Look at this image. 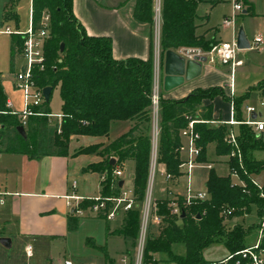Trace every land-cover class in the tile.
Segmentation results:
<instances>
[{
  "label": "trees",
  "instance_id": "1",
  "mask_svg": "<svg viewBox=\"0 0 264 264\" xmlns=\"http://www.w3.org/2000/svg\"><path fill=\"white\" fill-rule=\"evenodd\" d=\"M199 1L160 0V58L164 51L180 46H198L206 50L215 43L213 39L195 34V9ZM216 1L210 0V4ZM240 1L244 5V14L252 13L251 3ZM152 2L133 0L132 6L133 19L148 28L149 46L152 42ZM42 13H47L49 17L48 37L43 45V68L34 70L33 77L40 87L49 85L52 89L58 86L60 116L56 121L46 115V112H50L48 99L43 100L35 107L43 111V114L29 115L23 125L24 135H21L16 129L20 123L18 116L5 106L6 97L0 83V150L23 153L28 158L66 155L69 153L70 135H107L111 120H132L126 130L112 139L79 145L70 154L94 152L99 155L97 160L86 163L81 170L96 171L103 175L99 180L101 195L118 192L119 178L112 174V169L122 166L126 159L132 161L131 188L134 202L123 211L119 225L111 232L120 234L133 245L139 224V205L148 174L149 134L143 124L150 119L151 49L144 59L126 57L115 60L111 56L110 38L88 35L72 13L71 0H30V22L34 29L40 26ZM13 14L10 11L4 17ZM21 43V34H13L9 40L11 70L21 50ZM253 86L264 97V78L257 80ZM246 94L231 97L235 117H240L239 104ZM215 95L224 100L230 99L221 85L194 87L178 98L158 97L155 161L162 163L164 171L171 178L179 175V129L186 125L189 116L197 119L192 124L198 133L196 144L199 152L196 159L204 160L206 146L213 142L216 155H227L228 172L218 174L209 167L204 181L207 196L180 206L183 211L181 216L179 213L168 212L167 194L154 198L155 207L151 212L160 214L161 222L156 225L148 223L142 252L144 264L153 263L157 252L165 254V261L175 264H212L217 259L206 260L201 253L202 247L208 243L220 241L228 252L245 245L243 237L248 228L238 222L226 224L223 210L232 207L228 215L243 214L253 204L260 215L264 207V197L259 195V191L264 195V178L260 189L250 180L252 172L264 169V160L255 158L251 152L254 148L264 147V140L256 137L248 125L238 124L236 141L240 154L239 157L228 155L234 147L224 139L226 125H211L204 121L211 118V99ZM204 98H208V102H203ZM231 169L237 172L242 185L231 179ZM78 218L72 212L67 214L68 230L77 227ZM173 242L183 243L182 254L171 252ZM260 245L264 246V226ZM239 264L247 263L240 260Z\"/></svg>",
  "mask_w": 264,
  "mask_h": 264
},
{
  "label": "crops",
  "instance_id": "2",
  "mask_svg": "<svg viewBox=\"0 0 264 264\" xmlns=\"http://www.w3.org/2000/svg\"><path fill=\"white\" fill-rule=\"evenodd\" d=\"M247 1L251 3L252 7V0ZM132 6L133 0H71L72 13L77 21H79V23L83 26L85 32L88 35H102L110 38L111 56L113 59L119 60L126 57H137L144 59L149 53V48L151 49V55L153 58L155 50V45L153 42V40L155 41V31L153 30V40L149 46L148 28L144 23L137 22L133 19ZM28 7L30 16V0H28ZM11 12L15 11L12 10ZM195 23L196 35L203 36L205 39L210 38L213 40L215 39L216 41H222V38L218 35L220 32L218 27L211 30H207V28L204 29V18L196 19ZM199 27L203 29L198 32L197 28ZM221 28L225 32L228 29V27L223 26ZM16 59L20 60L19 57ZM16 59L14 60L12 75L8 82L0 79L5 97L10 101L11 108L14 109H18L21 104L20 91L15 88L12 83L13 71L17 68L15 67ZM159 59V92L163 97L178 98L187 94L194 87H207L210 85H221L225 93H228L229 91L228 84L231 82V75L230 73L227 74V67L225 64H220L217 62L210 63L207 61L201 63L198 74L190 78H184L182 82L169 89H163V54L161 58L159 56ZM230 70L231 69L229 66V71ZM255 82L251 83V85H253ZM253 91L257 94L258 100L264 99V97L259 94V90L257 88H254ZM249 92L251 91L248 90V93ZM234 93L235 89L233 88V95H235ZM215 99L227 103L228 108L226 115H222L220 112L221 108L219 106H217V111L214 110L213 104ZM211 104L212 108L210 119L216 120V122L212 123L211 125L219 124L220 120H226L229 117L230 108L228 100H224L219 95H215L211 99ZM258 105L261 106L260 104ZM256 108L257 117L263 119L262 110L260 107ZM51 117L56 121L58 120L56 115H51L50 118ZM132 122V120L127 119L111 120L109 123V128L114 126L115 130H118V132L115 134V136H117L126 130L132 124ZM225 125L226 127L232 128L233 124ZM263 133L264 132L262 131L259 134L262 135ZM83 136H85L87 140L85 143L78 142L75 145H70V140L72 138H74L75 141H78V139ZM115 136H109V129L107 135H70L68 142L69 153L66 155L51 154L43 155L39 158H28L23 153L0 150V190L6 192L2 196L3 198L0 202V236L8 237L9 244L12 243V235L17 240L32 236L34 237L35 242L36 239L44 241V239L49 237V243L59 236L65 237L66 231H70L66 227V216L70 212L71 208L66 204V197L64 195L71 192L83 195H92L97 193L99 191V180L101 175L96 171L81 170L82 166H84L86 163L97 160L99 158L98 154L91 152L72 155L70 152H72V150H74V148L79 145H85L96 141L106 142ZM82 155H84V161L82 163L79 162L80 160L76 162V159ZM223 160L226 162L228 169L227 155H216L213 152V142H209L206 146L205 159L199 161L203 164H208V166H195L191 169V186L195 189H204V181L208 168L211 167L214 169L216 164ZM125 161L132 163L130 159L124 160L122 164V175L120 176L122 179L121 185L129 187L131 186V177L129 178V183H126L125 177L128 176V172L125 170ZM156 165L157 182L159 184H163V186L160 185L158 188V191L161 192L158 196L182 192L185 182L184 176L180 174L173 178H164L162 174V163H157ZM73 175L79 177L78 183L77 179L73 177L69 179V177ZM72 180L75 181L74 188L71 187ZM182 182L183 187H180ZM85 216L102 218L98 215ZM120 220L116 226L112 228L106 227L105 233L107 235L112 233L111 230L119 225ZM233 222L234 220L229 222V224ZM121 239L123 244L119 248L120 255L116 264H134L133 258L126 249L127 241H125L122 237ZM26 244L29 243H24L23 249ZM105 245L106 244L103 243L102 247H104L105 251L107 252ZM0 247L5 246L0 243ZM227 253L228 251L226 249L223 254L216 258L202 256L206 260H216L225 256ZM31 255L32 251L29 255H26V257ZM159 255L160 252L155 254L156 259H158ZM60 263L61 261L58 264ZM25 264H29V262H26ZM36 264L39 263L36 262ZM108 264H115L114 260L112 261L110 258L108 260Z\"/></svg>",
  "mask_w": 264,
  "mask_h": 264
},
{
  "label": "rangeland",
  "instance_id": "3",
  "mask_svg": "<svg viewBox=\"0 0 264 264\" xmlns=\"http://www.w3.org/2000/svg\"><path fill=\"white\" fill-rule=\"evenodd\" d=\"M157 2L158 0H153L152 2V40ZM12 10L15 11L13 12V16L4 17L6 13ZM251 12L252 13L247 14L236 12L233 17L232 26L228 27L225 32L221 28V22L225 16H229L231 14V0H218L214 4H210V0H200L195 9L197 19L204 18L205 23L203 24V28L211 30L218 27L220 31L218 35L222 38V41H228L232 33L236 34L239 28L242 29L249 47L236 50L235 59H240L241 64L233 66L230 71L229 65L225 64L227 67L226 71L227 74L230 73L231 75V84L235 89L234 94L242 95L247 92L246 96L241 99L239 104L240 116L245 117V105L251 104L255 107H260L263 112L262 118L264 119V104L261 106L258 105V96L253 91L254 86L251 85V83L255 82L257 79L264 77V0H252ZM28 25V0H0V79L5 82H8L11 78L13 70L9 69V40L13 34H23ZM5 28L8 29V33H3ZM203 28L199 27L197 28V31L199 32ZM256 33L260 34L262 43L253 45L252 38ZM213 41L216 42L215 39ZM20 64L21 60L16 59L15 67L20 66ZM248 90L251 92L248 93ZM159 95H161L160 92ZM208 100V98H204L203 102H208ZM59 103L60 97L58 93V86L55 85L50 91L47 102L50 113L55 114L59 112ZM213 105L215 111H217V106H219L221 108L220 112L222 115H226L228 108L226 102L215 99ZM152 126L153 120L150 111L149 121L143 124L144 130L149 134V136ZM232 129L235 133H237L238 124H233ZM117 132L118 130H115L114 126L109 128V136H115ZM256 137H260L263 140L264 133L262 135L258 134ZM85 141H87L85 136L80 137L78 141H75V139L72 138L70 140V145H75L78 142L85 143ZM251 152L255 158L264 160V147L254 148ZM83 158L84 155L78 157L76 162L80 160L79 162L82 163L84 161ZM128 163L129 162L125 161V170L128 172V176L125 177L126 183H129L130 177L132 179V163ZM156 164L157 162L155 163V167L157 166ZM156 168L151 179L150 193L152 197L160 195L161 192L158 191V188L160 185L163 186V184H159L157 182ZM214 169L215 172L221 174H225L228 171L227 164L224 160L217 163ZM190 173L192 178V172ZM250 175L255 182L261 184L264 178V169L260 168L258 171L252 172ZM71 177L77 179L78 183L79 177L73 175L70 176L69 179ZM231 178L233 177L231 176ZM180 187H183V182ZM119 220L120 215L108 220L98 217L80 216L75 229L66 231L65 237L59 236L50 243L48 241L49 237L44 239V241L36 239L35 242L34 237L32 236L17 240L12 235V243L8 246L0 247V264H25L26 262H29V264H36V262L39 264H58L63 259H68L73 264H82L84 262L93 264H108V260L110 258L112 261L114 260V263L116 264L120 255L119 248L123 244L121 239L122 236L116 233H110L107 235L105 233V229L106 227L112 228L116 226ZM233 220L234 222H238L240 225L248 228L244 234L243 241L244 243H252L256 238V223L259 221L255 205L252 204L249 207V210L243 214H227L224 217L226 224H229V222H232ZM125 241H127L126 249L134 260V244L130 245L129 240ZM24 243L30 244L32 251L31 256L26 257L23 249ZM103 243L106 244L105 246L107 252L104 247H102ZM170 249L172 253L182 254L184 252V245L182 242H173L171 243ZM225 251L226 247L220 241L210 242L201 249L202 255L208 258H216ZM165 257V254L160 253L158 259H156L153 263L171 264V262L164 260Z\"/></svg>",
  "mask_w": 264,
  "mask_h": 264
},
{
  "label": "built area",
  "instance_id": "4",
  "mask_svg": "<svg viewBox=\"0 0 264 264\" xmlns=\"http://www.w3.org/2000/svg\"><path fill=\"white\" fill-rule=\"evenodd\" d=\"M244 8L240 0H231V14L225 16L222 19L221 25L223 27H231L233 23V17L236 12H241ZM160 0H158L155 8V18H154V31H155V50L152 58L151 66V87H150V111L153 120L152 130L149 136V163H148V174L144 189L143 198L139 205V224L135 237L134 243V264H143L142 262V252L146 237V231L148 223L159 224L161 222V215L156 212H151L154 206V197L151 196V179L155 171V158H156V146H157V101L159 97V70H160V59L158 52V29L160 21ZM48 26L49 17L47 13H42L40 18V26L34 29L30 22L29 25L22 35L21 50L18 57L21 60L20 66H18L13 71V86L20 91V107L18 109L11 108V103L8 99H5V106L11 113H15L20 121L19 124L22 126L26 123L27 117L29 115L43 114L36 106H39L44 100L41 88L34 81V70H41L44 64V54L43 45L48 37ZM3 33H8V29L5 28ZM262 39L259 34H256L252 38V44L257 45L261 43ZM175 53L181 56L183 59H193L203 57L204 61L213 63L217 62L220 64H228L230 69L233 66L241 64L240 59H235L236 44H235V34L232 33L228 41H216L211 44L206 50L201 49L197 46H180L173 49ZM228 94L230 96L229 101V117L226 120H220L223 124H246L250 127L253 134L256 136L264 130V119L257 117V108L254 105H245V117H235L234 109L231 97L233 95V85L231 82L228 84ZM264 99L258 100V104L262 105ZM48 116L56 115L59 119V113H45ZM254 114L252 117L251 115ZM187 123L185 126L179 129V135L181 137V142L178 146V151L180 153V162L178 163L179 175L184 176V187L182 192H175L168 195L169 200L167 202L168 212L171 214H178L181 210L182 205L188 204L190 201L195 199L205 198L207 196L206 189H195L190 183V172L195 166H208V164H203L196 159L199 152V146L196 144V138L198 133L193 129V122L196 118L187 116ZM207 123H214L216 120L205 119ZM1 126V124H0ZM225 141L232 144L234 147L228 153V155H236L239 157L240 151L236 141V133L231 127H227L225 136ZM112 174L117 178L122 175V166H115L112 169ZM164 178H170V174L162 170ZM230 176L234 182L238 184H243L242 180L238 177L237 172L234 169L230 170ZM103 175H100V179ZM251 182L260 189L261 184L255 182L253 178H250ZM75 181H71V187L74 188ZM100 187V185H99ZM6 192L0 190V202L2 201V196ZM259 195L263 196V193L259 191ZM66 197V204L70 206L74 215L85 216V215H102L105 219H111L117 215H122L123 211L130 208L133 205L134 198L132 194L131 186L125 187L119 185V190L115 194L101 195L98 191L92 195H83L71 192L64 195ZM180 197V200L178 199ZM232 207L223 210L224 215L230 213ZM259 221L257 225L256 238L252 243H247L243 247L233 251L228 252L225 256L212 261V264H239L240 260H245L247 264H264V246L260 245V237L262 228L264 226V207L260 213ZM24 252L26 255L31 253L30 244L24 246ZM60 264H73L68 259H63ZM88 264V263H82ZM145 264H153L152 262H147ZM175 264V263H172Z\"/></svg>",
  "mask_w": 264,
  "mask_h": 264
},
{
  "label": "water",
  "instance_id": "5",
  "mask_svg": "<svg viewBox=\"0 0 264 264\" xmlns=\"http://www.w3.org/2000/svg\"><path fill=\"white\" fill-rule=\"evenodd\" d=\"M241 13H245L242 9ZM235 44L237 49L248 48L249 44L244 36L241 28H239L235 34ZM62 49V44H59V51ZM204 62L203 57L193 58V59H183L173 50H166L163 53L162 62V88L169 89L178 83L182 82L184 78H190L200 71L201 63ZM51 87L49 85H44L41 88V92L44 100L48 99V94ZM252 117L254 114L251 115ZM17 131L24 135V129L21 124L16 126ZM122 179H118V184L121 185ZM183 211L180 210L179 215L181 216ZM0 243L4 246H8L9 238L6 236H0Z\"/></svg>",
  "mask_w": 264,
  "mask_h": 264
}]
</instances>
